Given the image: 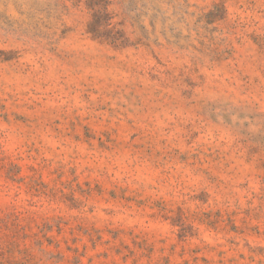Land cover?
<instances>
[{"label":"rangeland","instance_id":"1","mask_svg":"<svg viewBox=\"0 0 264 264\" xmlns=\"http://www.w3.org/2000/svg\"><path fill=\"white\" fill-rule=\"evenodd\" d=\"M0 264H264V0H0Z\"/></svg>","mask_w":264,"mask_h":264}]
</instances>
